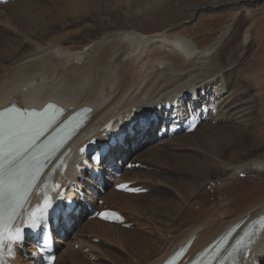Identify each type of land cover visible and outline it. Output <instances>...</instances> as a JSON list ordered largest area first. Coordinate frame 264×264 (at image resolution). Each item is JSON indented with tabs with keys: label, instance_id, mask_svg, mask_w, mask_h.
<instances>
[{
	"label": "bare ground",
	"instance_id": "6f19581e",
	"mask_svg": "<svg viewBox=\"0 0 264 264\" xmlns=\"http://www.w3.org/2000/svg\"><path fill=\"white\" fill-rule=\"evenodd\" d=\"M90 1L86 7L85 0H83L81 2L83 6L81 7L80 0H61L65 5L74 2L70 5L73 6V9L75 8V15H80V19L89 15L91 21L94 22L91 27L88 25L89 29L85 35L78 37L84 43V46L87 47L90 44L87 48H65V50L61 43H64L65 46L72 44L66 38L61 43L50 44L48 47L51 52H48L49 49L42 43V39H36L35 42H32L27 38L23 46L18 39H12L11 41L7 38L0 39V67H2V70L6 67V62H11L12 56L15 55L14 52H17V44L20 47L28 46L31 48V52L18 55L17 59L20 58L18 64H14L9 70L7 69V73H4L3 76L0 75V108L8 106L12 102L27 108L41 107L48 101L74 108V111L87 106L92 109V113L88 116L89 121L86 128L75 139L80 138V142H84L92 133L98 132L114 118L122 116L124 122H129L130 119H136L141 111L156 108L167 100L182 99L194 88L200 89L201 92H208L214 88H211L212 85H218L229 95L227 99L234 96L231 103L227 104L226 99L218 105V125L225 121L231 124L230 126L211 127L214 130L202 135L200 142L198 141L200 144L195 142L200 146L198 144L193 145L190 141L183 144L193 146L192 149H205V156L200 153L198 159L195 156H173L174 159L182 160V162H177L175 166L180 165L181 169L177 168L188 171L185 174L190 179L187 182L173 183V180L169 182L171 186L169 190L173 188L178 193L179 202L172 199V203L170 201L167 204L165 201L155 199L152 203L144 204L146 206L140 207L139 213L136 211L139 214L136 221L140 222V216L146 215L151 223L142 224L146 225V228H143L140 225L141 223L136 222L137 233L99 220L88 222L82 228L80 236L72 242L73 245L70 250H65L61 255H58L59 261H66L70 257L73 259V264H82L78 261L82 253L74 251V246L78 244L83 249L90 247L91 243L88 239H85L83 234L85 229H89V234L110 240L113 243L111 245L117 248H113L117 254L119 252L121 254L136 253L140 250L135 263L119 255L122 261L121 264H164L168 257L183 248L187 252L184 259L186 261H183L182 264H190L198 256V253L205 248L211 249V246L224 237L233 226L244 221L245 224H248L250 221L264 216V159L253 160L251 164L243 163L239 156L246 148H249L250 152H262L264 150V74L256 77L254 74L258 71L254 66L249 76L254 75L251 84L254 83L255 87L249 88L251 84L247 87L245 85L240 87V83L236 87L233 83L235 73L238 72V61L242 59L241 63H243L246 60V54L251 49L249 46L251 42L248 44V40L252 37L250 34H253V18L250 17L252 21L245 27L244 42L237 43L233 40L222 47V38H220L218 45L216 43V45L207 49H200L193 40L184 35H173L169 31L152 34L145 27L137 26L136 22L132 20L133 17L126 13V10L124 11L123 8H121L122 10H114L111 5L112 0ZM122 1H126L125 4L130 7L140 4L136 9L139 13H146L147 15L158 4H163L166 0ZM228 1L230 2L228 5H222L221 1L205 2L193 9V15L205 11L214 13L228 7L238 11L258 3V0ZM53 2L54 0H46L44 5L49 6L48 3L53 4ZM216 6L222 8H214ZM163 8L165 7L163 6ZM73 9L67 10L68 12L61 14L59 17L73 13ZM24 10L26 11L24 12L25 15L31 13L26 8ZM17 11L19 10H15L12 14L14 18L17 17ZM33 11L36 14L35 19L31 17L20 22L25 23V27L17 25L14 27L13 18L9 16L12 18L10 19L7 15L9 12L0 13V30L11 33L13 38L15 33L11 27L15 28L25 38L38 34L34 31L28 32L25 29L28 26L35 27L41 33L48 30L47 25L55 16L51 9H46L42 14L39 9ZM138 11L134 10L136 13ZM238 39L240 40V38ZM219 47L220 49L216 50ZM13 60L15 61V59ZM257 86L259 88H256ZM199 129L200 127L193 134L186 135L188 137L181 136L177 140L164 141L162 146H153L142 156L148 155L153 150H156L159 154L160 152L167 154L168 151L166 152L160 147H168L166 146L168 141H182L195 136L198 134ZM215 132L218 135H215ZM219 141H222L221 147L216 146ZM225 148L227 149L226 153L233 150H239L240 152L238 155L232 156L235 157L236 163H242V165L235 168L238 175L240 173H251V171L253 173V171L261 169L263 175L259 176H263V179H256L253 183L249 182V185L243 182L237 187V184L231 182L233 180L228 177L225 183H221L220 188L217 187L221 190L217 193V196H220L221 201L223 200L222 207H219V203H217L218 205L207 203V196L202 193L191 198V190H195L194 194L202 187L201 183L195 181L193 174L199 176L202 183L209 177L206 171L212 170V167L217 168L218 176H220L218 178L228 176L229 170H227V167L229 163L233 162H222L221 164L224 165L222 167L213 161V159L216 160L215 157H222L223 154H226L222 152ZM230 165L232 167V164ZM182 166L187 167L182 168ZM172 167L174 168V166ZM136 172L138 171L128 172L123 180L135 181L140 178H147L144 175L141 176L142 172H138L141 174ZM178 172H180L178 169L174 171V173ZM189 193L191 195L187 199L186 196ZM123 195L124 193L111 191L106 200L116 204L119 196ZM134 196L142 197V195ZM197 198L199 200H196ZM180 202H182L183 205L181 206L185 207V210L175 209V204L180 205ZM186 202H190V207L186 208L184 206ZM195 202H198V204L193 205ZM124 203V200H120L121 205ZM169 203L171 204L169 205ZM200 204H203L202 210L195 213V206ZM170 206H173V209ZM167 208H169V211H166ZM207 210L209 211L206 212ZM216 211H218V214H214ZM211 213L214 215L213 219H210ZM160 219L170 221L175 219L176 225L173 229L170 227L171 230L169 228L168 232H164L167 228H161L157 225ZM93 225H96V227ZM104 226L107 229H103ZM114 228H119V230H113ZM111 232L120 235H112ZM164 234H171V239H162ZM144 235H147V237ZM155 235L161 237L158 242L153 241ZM127 244L129 245L126 247ZM93 246L95 245L93 244ZM71 252H74L75 256H70ZM256 253L264 254V248L261 244L257 245ZM94 255L88 254V256Z\"/></svg>",
	"mask_w": 264,
	"mask_h": 264
},
{
	"label": "rangeland",
	"instance_id": "374dc122",
	"mask_svg": "<svg viewBox=\"0 0 264 264\" xmlns=\"http://www.w3.org/2000/svg\"><path fill=\"white\" fill-rule=\"evenodd\" d=\"M82 1L83 0H80V4H81L80 6L81 7L83 6V3H81ZM218 1H221L222 5H228L230 3L228 0H166L163 2V4H158V6H157L158 8L157 7L154 8L153 11H150V13L148 12L147 15H146V13H139V11L136 9L139 7L138 5H140V4H138L136 6H131L132 7L131 8L130 6H127V4H125L126 1L123 2L122 0H120V1L118 0V2H119L118 3L117 0H112L111 5L113 6L114 10H122L121 8H123L124 11L126 10L127 11L126 13H128L129 15H131V17H133L132 20H134V22H136L137 26H142L143 28L145 27L146 30L152 34L153 33L156 34L158 32L164 33V32L169 31V33L173 34V35H178V36L184 35L185 37H188L191 40H193L200 47V49H207L209 47H212L213 45H216V43L218 45L220 38H222V47H224L226 44H228L229 42H231L233 40L235 42L237 41V43L244 42V36L243 35H245L244 34L245 27L249 24V22L252 21L251 19L253 18V34H250V35H252V37H251V39L248 40V44L251 42L252 46H251V44L249 45L251 49L246 54L247 55L245 57L246 60L243 63H241L242 59H240L238 61V63H237V66H238L237 71L238 72L235 73L236 76H234V80H233V83L236 85V87L238 86L239 83H240V87L242 85H245V87H247L251 84V80H253L254 75L257 77L258 75L260 76V75L264 74V1L254 3L253 5L246 7L244 9H239L238 11L228 7V8H224L221 10H217L214 13H212L210 11H205L204 13L193 15V9H195L198 5L203 4L205 2H218ZM90 2H91L90 0H85L86 7L88 6V4ZM19 3H16V4L14 3L11 5L9 4V5H5V6L0 7V13L4 14L5 12H9L10 15L8 13H7V15H8V17L11 16L13 18L12 19L9 17L10 19L13 20V21L12 20L11 21L14 24V27H16V25L19 27H25V23L23 24L20 22L25 21L26 18L34 17V19H35L36 14L33 11L34 9H39L41 14L46 9H51V12L54 13L53 15H55V16L52 17V19L49 21V23L47 25V27H49V29L44 30L43 33H41L39 30L35 29V27L28 26L27 28H25L28 32L34 31V32H38V34H36L35 36L25 38L24 36H22V34L20 32H18L15 28L10 26L12 29H14L13 30L15 33L14 38L11 37V36H13L11 33L9 34V33H6L5 30H4V32L2 30H0L1 31L0 32V37H1L0 39L7 38V39H9V41H11L12 39H18V41L22 42V46L24 45V41H26L27 38L30 39L32 42H35L36 39H42V43H44L45 47L48 49H49L48 46H50V44L52 45V44H55L57 42L61 43V41L66 39V38L70 42H72V44H67L65 46L64 43H61V44H63L64 49L65 48L77 49V48H81V47L87 48L90 46V44L87 47H86V45L84 46V43L81 42V39H79L78 37L85 35L86 31H88V29H89V26L91 27V25H93L94 22L91 21V18L89 17V15L87 17H84L81 19H80V15H75V8L73 9V6L70 5V4H73L74 2L73 3L69 2L68 5H65V4H63V2H61V0H56V1L54 0L53 4L48 3V4H50L49 6L44 5L46 3V0H24V1H21ZM18 5H20V6H18ZM7 6H9V7H7ZM14 6H17V7H14ZM163 6L165 8H163ZM14 8H16V9H14ZM17 8H19V9H17ZM24 8L29 10L31 13H29L28 15H25L24 12H26V11L24 10ZM214 8H222V7L216 6ZM8 9H10V10H8ZM72 9H73V11H72L73 13L59 17L61 14L66 13ZM12 10H14V11L15 10H19V11L21 10V11L20 12L17 11V17L14 18V16H12V14H14V11H12ZM134 10L138 11V12L136 13V12H134ZM247 10L249 12L248 14H247ZM250 17H251V19H250ZM238 38H240V40ZM16 49H17V52H14L15 55L12 56V60H10L11 62H6L5 63L6 67L4 68V66H3V68H4L3 70H2V67H0V75L1 76H3L4 73H7V69L9 70L11 67L14 66V64L19 63L20 58L17 59L18 55L31 52V48L28 46L20 47V45L17 44ZM218 49H220V47L217 48L216 50H218ZM48 52H51V49H49ZM13 59H15V61ZM75 64H77V63H75ZM250 65H253V66L251 67ZM254 66H256L255 69H256V71H258V73L254 74L253 76H249V73L252 71ZM236 81H237V84H236ZM254 85H255L254 83L251 84L249 86V88L256 86V85L255 86ZM212 87L213 86H211V88ZM256 88H259V87L257 86ZM218 92H219V97H220L221 101H225L229 97V95L225 93V90H222V87L218 86ZM233 99H234V96L227 99L226 100V102H228L227 104L231 103L233 101ZM226 102H225V105H226ZM218 118L219 117H217L214 120H218ZM208 124H204L203 127H200L197 135L189 137L186 140L168 141L166 144V146H168V147H160L164 151H166V152L168 151L167 154H164L161 152L159 154V153H157L156 150H153L148 155L146 154L147 157L144 159V162L147 165H150L151 167H153L154 170L152 172L145 170L142 172V174L138 173L139 171L136 173L141 174V176L144 175L147 177V178H140L141 180H143L140 182V184H142V186H146L148 188L150 187L152 192L150 194H147V195H142V197L124 194L123 196H119L116 204L114 202H112L114 204H111V206H113L115 209L122 210L129 217V220H132V222L133 221L135 222L136 219H138L139 214H137V212L139 213V208L145 207L146 205H144V204H146V203H150V202L152 203L155 201V199L158 201H161V200L165 201L167 204L170 201L172 203V199H174V201H176V202L177 201L179 202L178 193L175 192L173 190V188L170 189L171 191L169 190V188H171L169 182H170V180L171 181L173 180V183L187 182L190 179L188 177H186L187 175L185 174L188 171L180 170L181 169L180 165L175 166V165H177V162H180V161L182 162V160L181 159H174L173 156H178V157H187V156L188 157H194L195 156L197 159L199 157V153L202 156H205V149L200 150V149L195 148L196 149L195 150V149H192V148H194L193 146H187L186 144L185 145H183V144L187 143L188 141H190L191 144H193V145L198 144L200 142V137H202V135L209 133L211 130H214L211 127H227V126L231 125L225 121L223 123H221L220 125H215L214 123L213 124L208 123ZM215 130H217V129H215ZM215 135H218V134L215 132ZM185 137H188V136H185ZM177 139H175V140H177ZM195 142H198V143H195ZM216 144H217L216 145L217 147H221L222 141H219ZM237 149H240V148H237ZM185 150H187V151H185ZM222 152L226 153L227 149L225 148V150ZM238 153H240L239 150L238 151L233 150L231 152L229 151L228 153L223 154L222 157L221 156L215 157L216 160L213 159V161L215 163L217 162V164L219 166H222V167H224V165L221 164L222 162H228V161L233 162V163H229V165L227 167V170H229V174L225 178H218L220 176H218L219 174H218V170L216 167H214V168L212 167V170L210 169V170L206 171V174L209 177L207 178L208 180L206 179L203 183H202V180H200L199 176H197L196 174H193L195 181L201 183L202 187L200 190H197L196 193H194V194H193V192L195 190L192 189L191 190L192 195L189 193L186 196L187 199L190 198V195H191V198H194L198 194L201 195L200 193H202L203 195L205 194V196H207L206 197L207 203H210V204L219 203V207H222V205H223L222 201L223 200L221 201L220 196H217V193H219L221 190L217 189V187L219 186V188H220L221 183H225V181L228 177L231 180H233V181L230 180L231 182H235L237 184V187H239V184L243 183V182L245 184L249 185L248 184L249 182L253 183V181H255L256 179L262 180L263 176H259V175H263V170H261V169L259 171H253V173H252V171H251V173H243V174L247 175V177H245V178L239 177L235 168L237 166L242 165V163L241 162L236 163L235 157H232L233 155H238ZM239 156H240V160L243 163L245 162V163H251L252 164L253 160H257V159L263 160L264 159V150L262 152H250L249 148H246L241 152V155H239ZM211 157H213V156H211ZM190 160H192V159H190ZM230 164H232V167ZM171 165L174 166L175 169ZM154 166H157V167H154ZM168 166H170V167H168ZM177 167H179L180 169ZM184 167H187V166H182V168H184ZM177 169L180 172L174 173V171ZM230 170H232V171H230ZM146 172H150V173H146ZM157 174H159V175H157ZM221 174H223V172H221ZM240 174H242V173H240ZM182 179L185 181H183ZM179 180H181V181H179ZM158 182H160V183H158ZM210 183L214 184L212 189L208 188V185ZM137 197H139V198H137ZM120 200H124L125 203L121 205ZM196 200H199V198H197ZM182 202H180L181 203L180 205L175 204V209L181 208V210H185V207L181 206V205H183ZM228 202H230V200H228ZM109 203H111V202H109ZM171 203H169V205ZM195 204H198V202H195L193 205H195ZM142 205H144V206H142ZM217 205H215V207H217ZM184 206H186V208L190 207V202H186L184 204ZM202 207H203V204L195 206V208H194L195 213L200 212L202 210ZM170 208L173 209V206L172 207L170 206ZM209 210H207L206 212H208ZM166 211H169V208H167ZM214 214H218V211H216V213L214 212ZM210 215H209L210 219H213L212 218L214 216L213 213H211ZM140 217H141V221L140 222L136 221L137 223H141L140 225L146 224V222L151 223L150 221H148V218H146L147 217L146 215H142ZM167 222H169L170 224ZM146 225H142L143 228H146ZM157 225H158V227H161V228H167L164 230V232H168L169 230H171V228L172 229L174 228V226L176 225V221H175V219H172V221L166 220V219H160L157 222ZM93 226L96 227V225H93ZM99 228H102V227H99ZM99 228H95V229H99ZM103 229H107V228H103ZM113 230H119V228H114ZM128 230L135 231V233L138 232L137 230H135V228L134 229H128ZM88 232H90V230L85 229L83 234L89 237V240H88L89 242L91 241L92 243L95 244V246H93V244L90 242L91 243L90 247H89L90 251L92 249L93 250L89 254L94 255V252H95L96 255H99L98 257H100V259L94 260V258H92V257H86V254L88 252H86V253L83 252V256H81L80 259H78V261L82 262V264H84V263L85 264H121L122 263V261L120 259L121 255L124 258L129 259L130 262L135 263V261H136L135 259L138 258V255L140 254V250L136 253L130 252L128 254H126V253L121 254L119 252L117 254V252H115L113 250V248L114 249H117V248H115L114 246L111 245L113 243H111L110 240L108 241V239L99 237L100 239L97 238L99 240V242H96L95 238L92 237L93 235L89 234ZM111 234L112 235H120V234H116L115 232H111ZM170 235L171 234H164L162 239H164V240L168 239L169 240V239H171ZM144 236L147 237V235H144ZM101 239L104 241H102ZM160 239H161L160 236L155 235L153 238V241L158 242ZM68 245H70V244H68ZM68 245L65 247V249L60 251V255L63 251L70 250L71 247ZM128 245L129 244H127L126 247ZM78 250L79 249H76V246H75V251H78ZM85 251H86V249H85ZM73 253L74 252H72L70 254V256ZM67 259L68 260L66 262L61 261L59 264H73L72 258L68 257ZM117 260H119V261H117ZM137 261H139V260H137Z\"/></svg>",
	"mask_w": 264,
	"mask_h": 264
},
{
	"label": "snow or ice",
	"instance_id": "6c2138e0",
	"mask_svg": "<svg viewBox=\"0 0 264 264\" xmlns=\"http://www.w3.org/2000/svg\"><path fill=\"white\" fill-rule=\"evenodd\" d=\"M52 127L44 112L22 110L15 106L0 110V249H2L5 235L9 241L16 243L23 240L21 228H15L14 232L8 230L5 233L3 202H7L12 215H19L15 212V207L21 200L26 202L28 190L32 187V181L36 175L35 172L30 171L37 163L34 149H37L45 132ZM52 139L55 140L56 137ZM63 146L64 141H60L51 148V151H57ZM47 147L48 145H44V148ZM39 150L43 151V149ZM84 150L81 149V151ZM20 207L22 210V205ZM99 215L107 219V213L102 212ZM40 219L42 217L37 218V227H39ZM9 220H12L11 215ZM261 220H264V217ZM254 224L255 222L250 227ZM257 242L264 243V235ZM236 243L240 245L242 241L238 239ZM248 251L250 252L251 249ZM9 253L11 254V247H9ZM0 264H3L2 259Z\"/></svg>",
	"mask_w": 264,
	"mask_h": 264
},
{
	"label": "water",
	"instance_id": "95a60500",
	"mask_svg": "<svg viewBox=\"0 0 264 264\" xmlns=\"http://www.w3.org/2000/svg\"><path fill=\"white\" fill-rule=\"evenodd\" d=\"M261 1H264V0H258V2H261Z\"/></svg>",
	"mask_w": 264,
	"mask_h": 264
}]
</instances>
